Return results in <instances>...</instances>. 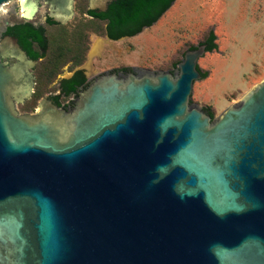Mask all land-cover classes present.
Segmentation results:
<instances>
[{
    "label": "water",
    "instance_id": "1",
    "mask_svg": "<svg viewBox=\"0 0 264 264\" xmlns=\"http://www.w3.org/2000/svg\"><path fill=\"white\" fill-rule=\"evenodd\" d=\"M41 2L74 15V0H20L26 22ZM5 41L0 264H264V80L212 118L191 103L200 45L175 74L107 71L69 112L45 97L20 114L37 61Z\"/></svg>",
    "mask_w": 264,
    "mask_h": 264
},
{
    "label": "rangeland",
    "instance_id": "2",
    "mask_svg": "<svg viewBox=\"0 0 264 264\" xmlns=\"http://www.w3.org/2000/svg\"><path fill=\"white\" fill-rule=\"evenodd\" d=\"M3 5L0 38L6 26L25 21L20 0ZM87 5L88 0H74L70 21L44 24L48 52L34 70L35 93L16 106L20 114L38 110L42 97L57 92L61 76L77 67L88 75L124 65L177 69L184 53L205 41L210 32L215 36L216 48L198 61L207 76L194 83L192 104L210 109L217 117L264 80V0H175L154 25L135 36L106 43L99 54L96 38L102 37L104 24L85 15ZM46 13L47 6L41 2L32 21L42 24ZM86 46L88 51L84 53ZM78 62L81 64L76 66Z\"/></svg>",
    "mask_w": 264,
    "mask_h": 264
},
{
    "label": "trees",
    "instance_id": "3",
    "mask_svg": "<svg viewBox=\"0 0 264 264\" xmlns=\"http://www.w3.org/2000/svg\"><path fill=\"white\" fill-rule=\"evenodd\" d=\"M175 0H116L109 5L108 12L104 14H95L93 11H86L89 16L98 20L99 23L108 26L101 31L102 35H107L112 40H117L125 36H135L141 32L142 27H151L170 8L171 3ZM156 8L157 12L152 13ZM47 25H59L47 18ZM131 27V28H130ZM115 28L118 32L112 31ZM132 29V30H131ZM130 30V31H129ZM8 32L18 38L22 48L27 51L29 57L37 62L46 57L49 41L46 36V28L43 25H35V22H15L8 26ZM215 36L212 32L209 33L206 43L207 51H212L216 48ZM88 51V46L84 49V53ZM81 62L76 63L79 66ZM201 73L202 79L207 76V72H203L199 66L197 67ZM76 69V68H75ZM74 70V69H73ZM72 70V71H73ZM41 72V70H40ZM85 82L83 70H76L74 75L68 79L61 80L63 93L67 96L73 93L78 87ZM38 96L37 98H39ZM208 114L213 118L214 114L207 108Z\"/></svg>",
    "mask_w": 264,
    "mask_h": 264
},
{
    "label": "flooded vegetation",
    "instance_id": "4",
    "mask_svg": "<svg viewBox=\"0 0 264 264\" xmlns=\"http://www.w3.org/2000/svg\"><path fill=\"white\" fill-rule=\"evenodd\" d=\"M111 4V3H110ZM109 4V5H110ZM109 5H108V7H107V9L105 10V11H102V10H100L99 8H95L94 10H90V9H88L89 7V3H88V5H87V8H86V11L88 10V11H93V12H95V14H97V15H99V14H104V13H107L108 12V8H109ZM47 6V5H46ZM86 11H85V15L86 16H88L90 19H93V20H98V19H96V18H94V17H92V16H89L87 13H86ZM157 12V9L156 8H154L153 9V11H152V13L154 14V13H156ZM47 14H48V6H47V13L45 14V16H44V18H43V23L42 24H36L35 23V25H43L44 26V24H46V22H47V18H46V16H47ZM99 21V20H98ZM12 25V24H11ZM8 26H10V25H8ZM8 26H6L5 27V29H4V32H3V34H2V36H1V38H0V41H2V40H6L5 42H7V38H12V39H15V40H17L18 41V38L15 36V35H13L12 33H9L8 32ZM107 26H108V24H107V22H105V24H104V28H105V30H106V28H107ZM144 27H146V26H144ZM144 27H142V30H141V32L143 31V29H144ZM131 28V27H130ZM149 28V27H148ZM132 30V29H131ZM112 31H114V32H118V30L117 29H115V28H113L112 29ZM130 31V30H129ZM140 32V33H141ZM139 34V33H138ZM107 36V35H106ZM108 37V36H107ZM126 37H129V36H125V37H121V38H119V39H117V40H113V41H118V40H120V39H122V38H126ZM109 38V37H108ZM110 39V38H109ZM110 40H112V39H110ZM18 43H19V41H18ZM19 45H20V43H19ZM200 45H206V51H207V43H206V40L205 41H203V42H201V43H199L198 45H196V46H192V47H190L189 49H194V48H196V47H198V46H200ZM20 47L22 48V46L20 45ZM23 49V48H22ZM188 49V50H189ZM24 50V49H23ZM26 53H27V51L26 50H24ZM208 52V51H207ZM27 56H28V58H30L29 57V55H28V53H27ZM31 59V58H30ZM15 60L14 59H10V64H12L13 62H14ZM178 65V64H177ZM83 70V74H84V76H85V82H84V84L83 85H81L80 87H78L73 93H71V94H69V96H67V95H65L64 93H63V90H62V87H61V80L62 79H66L65 77H63V78H61V80H59V82L57 83V87H56V93H54V94H50V95H47V96H44V97H42V99L43 98H45V97H47L46 98V101H49V102H51L52 104H54L55 106H57L58 107V109H61V110H65V111H71L75 106H76V104H77V102H78V99H79V96H80V93H82L83 91H85L89 86H90V84L92 83V81H94L99 75H102L104 72H107V71H111V72H116V73H118V74H120L121 76H124V75H127L128 73H134V74H136V75H139V74H141L142 72H144V71H150V72H158V71H161V70H151V69H147V68H141V67H133V66H122V67H115V68H110V69H106V70H101V71H99V72H97V73H93V74H91V75H88V74H86V72H85V70L84 69H82ZM168 71H170L172 74H175L176 73V71H177V69H172V70H168ZM75 73V72H74ZM74 73H72V75H71V77L74 75ZM34 86H35V81H34ZM33 91H32V95H31V97L33 96V94L35 93V89H34V87H33V89H32ZM70 97H73L72 98V100H70ZM62 98H66V100L69 98V102H62ZM31 99V98H30ZM30 99H27L26 101H28V100H30ZM25 101V102H26ZM24 102V103H25ZM23 103V104H24ZM38 104H39V102H38ZM38 110H39V106H38ZM37 109H36V111L34 112V113H36L37 111H38ZM202 110H204V112H206V114H208V111H207V109H205V108H202ZM33 112L32 113H29V114H34ZM209 115V114H208ZM213 118H215V116L213 117Z\"/></svg>",
    "mask_w": 264,
    "mask_h": 264
},
{
    "label": "crops",
    "instance_id": "5",
    "mask_svg": "<svg viewBox=\"0 0 264 264\" xmlns=\"http://www.w3.org/2000/svg\"><path fill=\"white\" fill-rule=\"evenodd\" d=\"M127 38V37H126ZM129 38V37H128ZM123 39V38H122ZM96 41L97 42H100V44L98 45V47H96V53L97 54H99L100 53V51H101V49L104 47V45L106 44V43H113V42H116V41H113V40H110L106 35H102V37H97L96 38ZM83 68H80V67H77L76 69H74L73 71H70L69 73H68V75L67 76H61V78H63V77H65L66 79H68V78H70L71 77V75H72V73H74L76 70H82ZM61 78H60V80H61Z\"/></svg>",
    "mask_w": 264,
    "mask_h": 264
},
{
    "label": "bare ground",
    "instance_id": "6",
    "mask_svg": "<svg viewBox=\"0 0 264 264\" xmlns=\"http://www.w3.org/2000/svg\"><path fill=\"white\" fill-rule=\"evenodd\" d=\"M4 6H5V5L1 6V8H0V12H1V11L4 12Z\"/></svg>",
    "mask_w": 264,
    "mask_h": 264
},
{
    "label": "built area",
    "instance_id": "7",
    "mask_svg": "<svg viewBox=\"0 0 264 264\" xmlns=\"http://www.w3.org/2000/svg\"><path fill=\"white\" fill-rule=\"evenodd\" d=\"M73 97H70V100L72 99ZM69 98L66 100V102H69L70 101Z\"/></svg>",
    "mask_w": 264,
    "mask_h": 264
}]
</instances>
